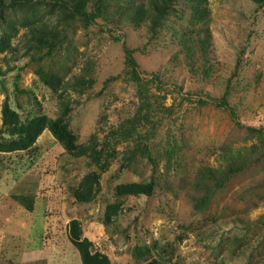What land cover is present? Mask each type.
<instances>
[{
    "label": "rangeland",
    "instance_id": "1",
    "mask_svg": "<svg viewBox=\"0 0 264 264\" xmlns=\"http://www.w3.org/2000/svg\"><path fill=\"white\" fill-rule=\"evenodd\" d=\"M8 2L0 129L7 93L22 118L61 119L86 152L69 153L47 128L27 148L0 151V264H81L72 219L112 264H264V6L207 0L202 22L181 4L152 37L148 24L123 19L126 0H108L92 23L70 19L65 4ZM204 25L210 38L183 50L181 32L195 40ZM31 27L60 33L51 57L31 59ZM39 66L58 81L42 82ZM224 93L226 107L216 102ZM87 176L91 200L78 201ZM151 177L150 196L116 193Z\"/></svg>",
    "mask_w": 264,
    "mask_h": 264
},
{
    "label": "trees",
    "instance_id": "2",
    "mask_svg": "<svg viewBox=\"0 0 264 264\" xmlns=\"http://www.w3.org/2000/svg\"><path fill=\"white\" fill-rule=\"evenodd\" d=\"M8 3H19L30 5L33 2H43L44 0H8ZM52 4H59L64 6L65 9L69 10L68 15L72 20H84L88 23L95 22L97 18L102 17L104 13H107L108 0H49ZM207 0H141L135 2V0H126V5H123V9L120 11L123 15V19L128 23L132 24L134 27L140 26L142 23L148 24L150 27V35L154 37L158 33L157 28H161L165 25V20L167 19V13L172 10L175 12L179 5L188 4L191 5L194 13L203 18L206 17L207 7L205 5ZM257 6H264V0H251ZM2 5H7L6 0H0ZM5 3V4H4ZM3 9L0 7V20L3 17ZM196 38H192V32H181V47L183 50L189 49L191 45L198 44L201 40H208L210 38V31L207 26H200L196 28ZM30 37L33 38V44H31L34 49V53H38L36 57H32V60H39L43 56L51 57L52 52L60 40V33L55 31L50 33L43 27H31L29 29ZM190 34V35H189ZM124 38H121V44L124 52V65L129 68V73L136 79L139 78V65L134 56V48L129 47ZM10 39L9 35H3L0 40V50L3 51L9 45ZM44 49V50H42ZM201 60L202 65L209 60V55L206 52V48H202ZM21 66L18 68L22 69ZM48 70L43 66H39L38 74L40 80L46 84H54L58 81V77L55 74H49ZM156 78V75H153ZM20 79L19 71L16 72L13 78V89L15 92L21 90L18 85ZM82 80V79H80ZM5 90V88H3ZM146 100V97L143 96ZM218 100V101H217ZM216 102L218 105L228 106L226 93H224ZM148 107V102L142 101L143 107ZM64 113L69 110L65 108ZM229 112L234 115V110L229 109ZM47 128L51 133L64 145L65 149L73 155H80L86 152L85 148H78L75 140L76 136L68 129L67 124L61 119H47L44 115H34L32 117L22 118L19 112L12 108L9 102V95L5 93L3 107H2V124L0 129V151H11L17 149H24L31 146L37 137L41 134L43 129ZM9 135V137H4L3 134ZM212 173L211 170H208ZM226 175H228L226 173ZM155 181L153 177L147 182L141 183H129L121 184L116 186L117 195L126 194H145L150 196L153 194L155 189ZM74 197L78 201H89L92 197V182L90 181V176H87L82 182L81 188L76 190ZM27 199V198H26ZM28 201V199H27ZM29 210L32 209L31 205L26 206ZM68 234L70 241L77 248L81 264H112L109 257L98 250L94 252L91 251L92 243L91 241L82 236V228L80 227V222L77 219H72L69 221ZM137 256H142L148 252V248L140 249V247H134Z\"/></svg>",
    "mask_w": 264,
    "mask_h": 264
}]
</instances>
